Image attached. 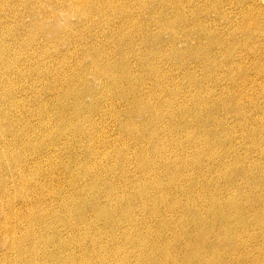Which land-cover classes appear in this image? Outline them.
<instances>
[{"label": "bare ground", "instance_id": "bare-ground-1", "mask_svg": "<svg viewBox=\"0 0 264 264\" xmlns=\"http://www.w3.org/2000/svg\"><path fill=\"white\" fill-rule=\"evenodd\" d=\"M122 1L0 0V264H264V178L258 176L264 172V116L261 112L262 117H253L249 128L245 126L248 119H242L246 103L253 108L260 106L250 93L264 96V21L252 17L264 10L261 0H201L202 6L190 3L188 18H195V12L201 10L196 30L187 29V18L173 1L163 2L164 10L175 14L178 10V15L157 23L162 32H170L168 48L163 33L154 34L149 27L144 31L134 22L148 13L146 3L128 0L127 6L132 2L142 11L137 18L129 15L125 22L135 31L133 39L142 31L163 44L161 50L144 54L143 59L137 58L140 53L135 50L124 52L123 47H132L126 43L122 29L113 32L109 27L110 18L126 13ZM45 3L77 15L78 25H82L77 30L89 33L90 40L99 46L88 54L90 63L85 62L87 55H79L82 61L76 64L72 77L67 73L57 78L59 72H66L64 63L49 70H43L42 66L49 65L43 59L35 63L42 57L37 46L45 41L48 45L63 31L57 13L43 14ZM27 16L33 19L32 24L25 23ZM95 16L106 21L104 28V24L95 22ZM49 19L54 23L49 24ZM68 27L73 25L68 23ZM180 27L182 35L178 36L176 30ZM24 29L28 37H23L19 49L20 42L15 47L13 39L20 41ZM97 30L105 32L101 36ZM190 39L197 42L191 43ZM181 42L183 47L179 46ZM159 54L170 59L164 60ZM196 58L198 70L203 71L200 83L192 74L196 68L191 63ZM149 59L157 64L147 72V80H138ZM163 63L167 69L178 70V76L183 73L186 82H179L174 72L162 73ZM85 73L93 74L90 81L100 82V94L85 85L89 82L81 76ZM188 82L195 90L220 93L193 99L187 95ZM141 83L155 92L156 105L144 101L151 113L137 106ZM44 90L50 93L49 98L43 95ZM23 92L31 93L33 98L22 99ZM97 94V103L87 106V97ZM210 101L217 109L235 106L231 109L240 110L234 116L239 115L241 120L237 119L232 127L218 120L217 126L208 129L206 124L216 115L215 103L207 110ZM28 105L32 110L28 111ZM163 109H167L165 115ZM25 113L31 118L36 116L38 124L25 122ZM109 119L117 124V133L124 135L122 147H117L119 140H109L112 133L105 129ZM238 132L240 148L246 150L243 156L236 146ZM224 133L229 143L221 146L226 139H222ZM213 142L219 148L207 152L204 146ZM131 147L140 148L142 153H131ZM154 147L158 153L152 156L150 150ZM190 149L196 153L192 150L189 154ZM66 150L69 155H64ZM212 152L213 159L219 156L216 166L209 165V160L206 163L207 157L204 161V156ZM229 153H235L233 164L224 161ZM252 154H258L260 160L250 158ZM28 155L34 171H29ZM13 163L21 169L17 173L12 172ZM44 163L51 164L52 170H66V183H61L53 171H46L47 178L32 183L33 173L44 172ZM131 163L140 166L133 171L122 169ZM214 171H220L228 182L222 184L221 179L211 175L204 185L202 176ZM190 172L201 176L193 178ZM138 173L144 180L139 182ZM241 178L248 181L249 190L240 184L243 180L237 183ZM42 186L51 190L41 191ZM48 196L61 203V213L48 208ZM136 203L144 209L142 218ZM168 213L181 215V219H166ZM49 218L59 221L53 224L68 225L71 233L55 232L53 224L46 225ZM80 224L100 228V233L82 234ZM116 228L119 231L111 232ZM19 231L21 236L17 235ZM107 234L111 237L105 240ZM46 235L50 240L44 239ZM35 243L43 250L53 247L54 251L38 255L41 250L37 251Z\"/></svg>", "mask_w": 264, "mask_h": 264}, {"label": "rangeland", "instance_id": "rangeland-1", "mask_svg": "<svg viewBox=\"0 0 264 264\" xmlns=\"http://www.w3.org/2000/svg\"><path fill=\"white\" fill-rule=\"evenodd\" d=\"M142 1H144L145 3H146V6L148 7V13L146 14V16L144 17V18H142V19H135L134 20V22H137V24L139 25V26H141L142 28H143V30L145 31V29L147 28V27H149V29L152 31V33H154V34H159V33H163V37H164V40H165V44L167 45V47L166 48H168V36L170 35V32H168L169 30L167 29H165V30H163V32H162V29H160V28H158L159 26L157 25V23H160V21L162 20V19H164V17L166 18V17H169V16H173L175 13H174V11L172 10H164V8L162 7V5L163 6H165V4L163 3V2H165V1H167V0H142ZM171 1H173V3H174V5L178 8V9H180L182 12H184V16L187 18V23L188 24H186V26H187V29H190V30H196V29H198L199 28V26H198V24H199V13H200V17H201V10H199L198 9V7L196 8V9H198V11H196L195 12V15H196V17L195 18H188V16H187V13H191V9H192V7L190 6V3L191 4H200V2H201V0H171ZM200 1V2H199ZM127 2H128V0H124V1H122V4H124L125 5V7H126V13L123 15V14H118L116 17H114V18H110V20H111V23H110V25H109V27L111 28V30H113V32L117 29V28H121L122 29V31H123V34L125 35V37H126V43H128V44H130L131 45V47L132 48H130V49H127V48H125V47H123L124 48V52H132L133 50H135L136 51V53H140V55L138 56V54L137 55H134V57L136 58V56H138L137 58H142L143 59V55L144 54H151L152 52H157L158 51V49H162V47H160L161 45H163V44H159V43H157V42H154L151 38H148V37H146V35L145 34H147V33H144V32H142V31H139V32H137V33H139V34H141V35H138L135 39H133V35L135 34V31H133L132 29H130V28H128L127 26H125V22H126V19H127V17L130 15L131 17H133V18H137L138 17V15L142 12V11H138V9H136V6L135 5H133V3L132 2H130L129 3V5L127 6ZM193 2V3H192ZM259 4L260 5H262L263 7H264V0H261L260 2H259ZM201 5V4H200ZM18 6V5H17ZM43 6H45L44 7V9H45V12H43V14H46V13H49V15L51 14V13H53V12H55V13H57L59 16H60V18H61V20L59 21L60 23H59V25H61L62 26V28H63V31H62V33H61V35L60 36H58L57 38H54V39H50V43L48 44V45H46L45 43L47 42V41H45L43 44H40V45H38L37 46V49L38 50H40L41 51V54H42V57L41 58H39V59H37V62H35V63H39V61L40 62H42V61H44V63L45 64H49V65H47V66H42L43 67V70L45 69H50V68H54V67H56L59 63H64V64H66L65 65V67H66V72H59V75L57 76V78H63V76H65V74H67L68 73V75L70 76V77H72L73 75H75V68H76V64H78V62L79 61H82V59L79 57V55H87L86 57H85V62L86 63H90L91 62V60H90V55H88L90 52H92V51H94V50H96V49H98L99 48V46L97 45V43H96V41H92V40H90V37H89V33H84V34H82L80 31H78L77 30V28H78V26H82V25H78V16L77 15H75L74 13H68V12H66V11H63L60 7H56V6H54V5H52L51 3H45V4H43ZM202 6V5H201ZM200 6V7H201ZM64 9H66V7H63ZM18 10H20V11H23V9L20 7H18L17 8ZM187 12V13H186ZM197 12H198V14H197ZM1 14H2V12H0ZM175 15H178V10L176 9V14ZM252 17L253 18H255L256 20H259V19H261V20H263L264 21V10L259 14V16L257 15V14H252ZM189 19H192L191 21L189 20ZM94 20H95V22H100L101 23V25L102 24H104L103 25V28L106 26V21H103V19H100L99 18V16H95L94 17ZM32 21H33V19L30 17V16H27L26 18H25V23L28 25V24H32ZM52 23H54V20L53 19H49V24H52ZM68 23H71L72 25H73V27L72 28H69L68 27ZM155 28V29H154ZM247 29H250V26H248L247 27ZM167 33H166V32ZM97 32L99 33L100 32V34H101V36L103 35V33L105 32L104 30H102V31H98L97 30ZM159 32V33H158ZM165 32V33H164ZM176 32H177V34H178V36H180V35H182V29H181V27L180 28H177V30H176ZM41 34H43V33H41ZM153 34V35H154ZM169 34V35H168ZM49 36H53V35H51V34H48ZM165 35V36H164ZM21 40L20 41H18V40H16V39H13V44H15V47H17L18 46V44L17 43H19L20 42V47H19V49H21V47H22V45H23V37H28L27 35H26V30L24 29L22 32H21ZM42 36V35H41ZM40 36V37H41ZM9 40H10V38H9ZM191 40V43H196L197 41L196 40H194V39H190ZM194 41V42H193ZM8 42H5V44H7ZM48 43V42H47ZM27 42H25V48L27 47ZM184 45V42H181V44L179 45L180 47H183V45ZM47 46V47H46ZM30 47L28 46V49H29ZM31 49V48H30ZM39 51V52H40ZM45 51V52H44ZM48 52V53H47ZM84 53V54H83ZM167 55V54H166ZM45 56V57H44ZM54 56V57H53ZM159 57H161L162 59L164 58V60H165V57L167 58V56H165V57H162L160 54L158 55ZM53 57V58H52ZM51 58V59H50ZM160 58V59H161ZM43 59V60H42ZM168 59H170V58H167L166 60H168ZM42 60V61H41ZM198 60V61H197ZM146 61V60H145ZM193 61V60H192ZM191 61V62H192ZM196 62H198L199 63V58L197 59L196 58V61H195V59H194V61L191 63V64H193V65H191V66H193L192 68H196V70H193V71H195V72H193L192 71V74H194V77L196 76L199 80V83H200V80L202 81L203 80V71H201V69H199L198 70V67H197V63ZM33 63V62H32ZM155 64H157V63H155L153 60H151V59H149V61H146V64H144L143 65V67H142V71L141 72H139V74H138V80H139V78H140V80H142V81H144V80H147V72L148 71H150V69H151V67L152 66H154ZM165 64L163 63V66H164ZM49 66V67H48ZM196 66V67H195ZM45 67V68H44ZM139 69V68H138ZM139 70H141V69H139ZM169 70H170V72H169ZM173 70V71H172ZM162 71V73H164L165 71V73L167 74V75H172V74H174V73H176L175 75H177L178 76V73L179 72H177L178 70H176V69H174V67L173 68H166V65L164 66V70H161ZM171 71H172V73H171ZM201 71V72H200ZM168 72V73H167ZM174 72V73H173ZM200 72V73H199ZM158 75H161V73H159ZM81 76L82 77H84V79L85 80H87V81H89V82H86L85 83V85L88 87V88H92V89H94L95 91H98V90H100L101 89V85H100V82L99 81H90V79H93V74H90V73H85V74H81ZM179 78V79H178ZM177 80L179 81V82H186V80H185V76H184V74L182 73L181 75H179L178 77H177ZM24 84V83H23ZM22 84H17V86H21ZM141 85H142V88L141 87H139L138 88V90H139V93H140V99H139V102H138V104H137V106L139 107V109L140 110H143V111H149L150 112V110L147 108V106L144 104V101L145 100H147V101H152V104L153 105H156V102H155V100L153 99V96L155 95V92H152L145 84H142L141 83ZM194 88V89H193ZM189 92H188V91ZM187 95L189 94H191V96L193 97V99L195 98V96H196V98L197 97H199V96H197V95H206L207 97L208 96H210L209 94H215V92H217V91H214V90H212V91H207V90H204L203 88H197L196 90H195V87H194V85H193V87H192V84L190 85V82H188V87H187ZM45 91V90H44ZM204 91H206L205 92V94L203 93ZM214 91V92H213ZM45 92H47L46 94H45ZM45 92H43L44 94V96L47 98H49V96L48 95H50V93L48 92V91H45ZM99 92V94H100V91H98ZM202 92V93H201ZM57 93L60 95V92H59V90L57 91ZM196 93V94H195ZM220 93V92H219ZM218 92H217V95L219 94ZM31 93H28L27 94V92H23V95H20L21 97H22V99H26L27 100V97H28V100L30 99V98H33L32 97V94L30 95ZM99 94H97V95H95V96H89V97H87V99L85 100V103L87 104V106H91V105H95L97 102H96V97L99 95ZM157 94H159V92H157ZM193 94V95H192ZM250 94H252V96H254V101L256 102V105L257 104H259L260 106L257 108H253V106L254 105H252V104H250V103H246L247 104V106H246V104H245V106H246V109L244 110V112L245 113H243L244 115H243V117H242V119L244 118V116L246 117L245 119H248V120H245V126H247L248 125V128H249V126H251L252 125V120L253 119H255V118H258V117H262V115L264 116V99H263V95H261L260 96V94L259 93H256V94H254V93H250ZM259 94V95H258ZM51 96V95H50ZM190 96V97H191ZM206 96H204V98L205 99H207L206 98ZM251 95H250V97H252ZM259 96V98H257ZM191 97V98H192ZM223 97V96H222ZM167 99H169V97L167 96L166 97ZM253 98V97H252ZM263 100H262V99ZM256 99V100H255ZM258 99V100H257ZM260 100V101H259ZM34 101V100H33ZM71 102V101H70ZM192 102H193V100H192ZM211 103H208V108H207V110L209 111V110H211V107H213L214 105L212 104V103H215V102H213V101H210ZM260 102V103H259ZM263 102V103H262ZM28 104H29V101H28ZM215 106H216V103H215ZM249 106V107H248ZM252 106V107H251ZM28 108L30 107V105H28L27 106ZM227 108H225V109H223V107L222 106H220V108H218L217 109V106L216 107H214V108H216L215 109V119L213 120V121H211L210 123H208V124H206V127L208 128V129H211L212 127H214V126H217V125H215V122H216V124H218L217 122H218V120H223V122L225 123H227L228 125H230L231 127L232 126H235L237 123H235V122H237V119L238 120H241V119H239V118H241V117H239V115H237V117H235L236 115V113L237 112H239L238 110H236V109H234V110H232L231 108H234L232 105H227L226 106ZM261 107V108H260ZM263 107V108H262ZM248 109H250V110H248ZM254 109V110H253ZM263 109V110H262ZM29 110H32V108L30 107L29 109H28V111ZM108 111L109 110H111L110 108H108L107 109ZM220 110V111H219ZM225 111V112H223V111ZM246 110H247V112H246ZM253 110V111H252ZM258 110V111H257ZM261 110V111H260ZM218 111L220 112L219 113V116H220V114H221V118L220 117H218ZM251 111V112H250ZM254 111L256 112V113H254ZM164 115H165V113L167 112V109H163L162 111H161ZM236 112V113H235ZM250 112V113H249ZM258 112V113H257ZM263 114H262V113ZM151 113V112H150ZM223 113V114H222ZM232 113H234V114H232ZM26 114V118H27V116H28V118L25 120V122H27L28 120V122H34L33 124H35V122L38 124V119L37 120H34L35 118H37L36 116L35 117H32L31 118V114L29 113V115L27 114V113H25ZM68 114H70V112H68ZM253 114V115H252ZM262 114V115H261ZM227 115V116H226ZM235 115V116H234ZM249 116H251L250 117V119H249ZM216 117H217V119H216ZM231 117H233V119L231 118ZM253 117H255V118H253ZM25 118V117H24ZM212 118V117H211ZM225 119H226V121H225ZM110 120V119H109ZM229 120H231V121H229ZM234 121V122H233ZM249 121H250V123H249ZM214 124H213V123ZM229 122V123H228ZM264 122V121H263ZM212 123V124H211ZM231 123V124H230ZM36 124V125H37ZM107 124V126H105V129L106 130H108L109 132H111L112 134H111V137H109V140H111V142H113L114 143V141H117V140H119V141H117L116 142V144H117V147H118V144L119 145H121V143H122V141L124 140V135H120V134H118L117 132V130H118V128H117V124L113 121V120H110V123H106ZM234 124V125H233ZM250 124V125H249ZM35 125V126H36ZM251 128V127H250ZM148 129V128H147ZM147 133H148V131H147ZM165 134H169V132H166ZM222 137V139L224 140L225 138V141L227 140L228 141V138L226 137V134L224 133V135H221ZM70 137V136H69ZM72 138V137H71ZM115 138H116V140H115ZM73 139V138H72ZM221 139V140H222ZM225 141H222L221 142V146L224 144V143H229V142H225ZM215 143H217V142H213V143H211V144H209V145H205L204 146V148H205V150L207 151V152H209V151H211V149L212 150H216L217 149V147L219 148V146H217V147H215V146H213ZM241 145H242V141H241V139H240V133L238 132V134H237V139H236V146H238L239 148L241 147ZM121 147H122V145H121ZM120 147V148H121ZM175 148V147H174ZM79 149L81 150L82 149V152H84V149L81 147V146H79ZM125 149V148H124ZM127 149V148H126ZM74 150V149H73ZM155 150H156V148L154 147V148H152L151 150H150V153H151V155L153 156H155V155H157V153H158V150L155 152ZM192 150L193 149H190L189 150V154H191L192 155ZM117 152H119V149L118 150H116ZM129 151L131 152V153H133V152H136L137 151V153H139V154H141L142 152H141V149L139 148V149H137L136 147H131V148H129ZM195 151V149L193 150V154L194 153H196V152H194ZM219 151H221V149L219 150ZM240 152H241V154H242V156L245 154V152H246V150L245 149H242V148H240V150H239ZM69 152V151H68ZM67 152V150L65 151V154L64 155H69V153ZM213 152H215V151H213ZM212 152V154H210L209 156L207 155H205L204 156V161L206 160L205 158L207 157V160L205 161L206 163H208V160H209V165H213L214 164V166H216V160L218 161V159H219V156H217V158H216V155H215V158L213 159V153ZM239 152V153H240ZM244 152V153H243ZM153 153H155V154H153ZM222 153V152H221ZM231 153H229V155H230ZM235 154V153H234ZM234 154H231L230 156L227 154L226 156L224 155V158L225 157H227L228 159H224V161L225 162H235V160H233V155ZM145 155V154H144ZM46 156V155H45ZM55 156V155H54ZM210 156H212V158L210 159ZM222 156V158H223V155H221ZM229 156V157H228ZM29 157H31V156H29L28 155V162H29V164H30V167H29V171H34L35 169H34V165H33V161H31V158H29ZM208 157H209V159H208ZM256 157H258V158H256ZM250 158H256V159H259L260 160V157H259V155L258 154H252L251 156H250ZM93 159H94V157H93ZM65 160H67V158L65 157ZM96 160V159H95ZM211 160H213V161H211ZM231 160V161H230ZM233 160V161H232ZM261 161H264V160H261ZM164 162H167V161H165L164 160ZM157 163H159V162H157ZM160 163H162L163 164V162H162V160H160ZM159 163V164H160ZM113 164V163H112ZM161 164V165H162ZM233 164V163H232ZM138 166H140V163H138ZM136 164H134V163H131V164H129V165H127L126 166V169H124L123 167H122V169L123 170H127V169H129L130 171H133V170H135V169H137V167H138ZM179 166H177V167H175V168H173L171 171H170V173H171V175H173V173H175L176 171H177V168H178ZM42 168H44L43 170H44V172L43 173H41V172H35V173H33L34 175H33V180L31 181L32 183H34L35 181H37V180H41V179H44V178H47L45 175H46V171H48V172H51V171H53L54 173H55V175H57L56 177L57 178H60V180H61V183H63V184H65L66 183V179H67V176L69 175L68 174V172L66 171V170H64V169H57V167H56V169L55 170H52V166H51V164H47V163H44L43 164V166H42ZM47 169V170H46ZM19 170H21V169H19V167H17L14 163H13V165H12V172L13 173H17ZM64 171H66V172H64ZM192 173V174H191ZM149 174V173H148ZM216 174V175H215ZM190 175L194 178V176L195 177H199V176H201V174L199 175V174H196L195 172H190ZM212 175V176H211ZM218 175V176H217ZM63 176H65V177H63ZM138 177V180H139V182L141 181V180H144V178H142V175L141 174H139L138 173V175H137ZM210 176L211 177H215V179H216V177L218 178V180L220 181V179H221V181H220V183H222V184H226L227 182H228V179L226 178V176L224 177L223 176V174H221V172L220 171H214V173L213 174H209V176H202V183L204 184V185H206L207 184V181H206V178L207 177H209V179L207 178V180H210ZM258 176H260V178H264V172H260V173H258ZM220 177V178H219ZM140 178V179H139ZM205 179V180H204ZM212 179V178H211ZM85 180H86V178H82L81 179V181H82V183H84V184H87V183H85ZM227 180V181H226ZM240 180H243L242 182L240 181ZM48 180H45V184H49V182L50 181H48ZM226 181V182H225ZM239 181V182H238ZM237 181V183H240V184H243L242 185V187H244V189H248L249 190V183H248V181L247 180H244L243 178H241V179H239ZM47 182V183H46ZM245 182V183H244ZM203 184H201V185H199L198 187H197V191L199 192L200 190H201V188L203 187ZM247 184V185H246ZM249 185V186H248ZM246 187H248V188H246ZM50 191L51 189H49V186H42V189H41V191ZM62 191H64V190H62ZM65 191H66V188H65ZM49 194V193H48ZM47 200H48V202H49V205H48V208L49 209H53V208H55L56 209V211L57 212H59V213H61V211H62V209H61V203H58L57 201H55L54 200V198H52V197H50V196H48V198H47ZM21 204L22 203H20V204H18V207H20L21 206ZM137 204V203H136ZM150 205H152V204H150ZM151 207H153V206H151ZM139 208H141V207H139L138 206V204H137V210H138V212L137 213H139L138 215L142 218L143 217V214L145 215V213H144V209H140L139 210ZM157 209H158V207H157ZM145 212L147 213V209L145 210ZM141 214V215H140ZM166 219H181V215H179V216H175V215H173V214H171V213H168L167 214V216H166ZM3 220L0 218V222H2ZM72 221L77 225V220L76 219H73L72 218ZM54 222H59V221H55V219H51V218H49V219H47L46 220V225H52ZM102 225H103V223H102ZM52 227H54V231L55 232H58V233H60V234H62V235H65L66 233L67 234H69V233H71V228L68 226V225H65L64 223H62V222H60V223H56V224H53L52 225ZM78 228H80L82 231H81V233L82 234H87V236H92V235H96V234H99L100 232H99V230H101L100 228L99 229H92V228H89L88 227V225L86 224V225H79L78 226ZM40 227L39 226H37V231L39 232L40 231ZM121 230V229H120ZM130 230H132V231H134V230H137V229H135V228H131ZM22 231V230H21ZM21 231H19L18 232V236H21L22 234H21ZM117 231H119V229H113V231H111V232H114V233H116ZM109 237H111V235L110 234H107V235H105L104 236V239L106 240V239H108ZM50 237H49V235H46L45 237H44V239L45 240H50L49 239ZM32 244V243H31ZM78 245H80V246H86L85 244H83V243H79ZM30 245L29 244H25V247H29ZM35 247H37V251H40L39 252V254L38 255H47L46 253H47V251L48 252H52V251H54V249H53V247H47V249H42L41 247H40V245L38 244V243H35ZM33 256V255H32Z\"/></svg>", "mask_w": 264, "mask_h": 264}]
</instances>
